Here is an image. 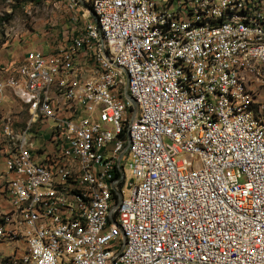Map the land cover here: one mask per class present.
<instances>
[{
    "label": "built area",
    "instance_id": "built-area-1",
    "mask_svg": "<svg viewBox=\"0 0 264 264\" xmlns=\"http://www.w3.org/2000/svg\"><path fill=\"white\" fill-rule=\"evenodd\" d=\"M159 1L84 0L99 40L100 34H107V41H101L102 49L97 50V63L108 65V74L83 70V63L88 60L82 51V37L81 41H74V35H68V26H75V33H79L76 25L63 27L57 43L50 45L47 52L27 49L22 60L11 67V73H18L19 82H24L25 91H42L43 80L57 74L60 98H68V92L77 95L78 118L70 117L66 105L50 107L49 101H45L40 135L32 143L49 144L52 158L39 159L32 152L33 159L61 163L57 150L66 148L69 156L85 161L89 157V138H97V149L102 150L100 174L114 179L115 194L111 222L95 224L82 235L93 242L92 260L84 262L264 264V151L257 148V154H250L245 138H252L253 146H257V135L243 136L235 119L224 118L222 111L224 95H232L236 110L242 111V104H248L234 94L235 86L229 79H222V69L233 63L230 33L239 26L220 23L191 31L193 20L209 15V10L218 9V4H244L264 15V0H211L212 8H204L203 0H172L166 16L176 17V24L187 21V29H162L158 34H150L147 20H141V9H148V2H155L157 8ZM251 26L248 21V27ZM258 27L264 29V24ZM198 33H208V41L210 35L222 33V40L212 52H202L204 44L192 45L198 59L189 61L187 68L194 69L190 90L208 95V102L212 101V93L220 95L218 109L207 112H195L194 103L175 97L172 85L165 82V54L178 55L179 47L190 45V37ZM149 37H156V44H149ZM133 44L144 46L149 62L133 56ZM56 54L78 62L80 75L58 65ZM241 58L248 64L245 77L249 101L256 102L259 112L264 110V52L247 46ZM207 61H215L214 70H205ZM34 64H41L42 72H35ZM112 70H119L123 83L131 84V92L125 95L140 99V106L133 109L126 98L132 127L125 135L124 155L105 164L104 151L109 148L112 130L119 119L111 94ZM76 76H83V83H76ZM67 80H75L74 89L66 88ZM7 82L8 78L0 76V102L6 101ZM23 102L26 111L31 101ZM10 111L7 110L9 118L18 120L17 114ZM203 117L216 121V128L203 126ZM56 125L65 126L66 140H59ZM72 125H79V132H72ZM4 128L0 121V133ZM0 156L4 162L0 210L9 213V208H18L25 197H32L28 210L34 211V220H28L31 228L50 231L54 220L66 225L67 203L52 206L63 174L24 172L20 161L7 160L3 146ZM78 188L76 183L73 199L77 203L81 197ZM130 200H137V209H130ZM92 214L93 209L88 208L85 215ZM7 224L8 220L0 221V235L17 239L5 232ZM119 244L127 247L123 259H115ZM25 246L17 239L16 248L0 254V264L21 263L20 254ZM48 255L49 264H58L59 248L50 242ZM37 257L42 256L33 253L35 261Z\"/></svg>",
    "mask_w": 264,
    "mask_h": 264
},
{
    "label": "bare ground",
    "instance_id": "bare-ground-1",
    "mask_svg": "<svg viewBox=\"0 0 264 264\" xmlns=\"http://www.w3.org/2000/svg\"><path fill=\"white\" fill-rule=\"evenodd\" d=\"M78 1L86 7L84 0H70L73 7ZM69 3V2H68ZM172 5V0H160L159 7L155 8V2H148V9H141V20H147L148 33L158 34L159 30L167 32L185 31L187 21L176 24V17L167 15V8ZM204 8H212L211 0H203ZM92 17V16H91ZM93 19V17H92ZM89 16L82 26L75 27L68 35H74V41H81L82 51L88 63H83L84 71H97L99 74H108L109 66L97 63L102 42L107 41V34H100L93 30L94 21ZM248 21L253 25L248 27ZM236 23L239 27L231 31L229 46L233 53V63H227V69H222V79H229L234 87V94L241 96L242 111L236 110L232 104V95L222 97V111L224 118L235 119L238 131L243 136L257 135V146H253L252 138H245V145L250 146V154H257V148L264 151V110H259L255 101H249V90L247 89V61L242 60L246 54L247 46L251 50L264 52V29L259 28L264 24V15L259 10L250 9L244 4L226 5L218 4V9L209 10V15H201L193 20L191 31H199L207 26ZM222 40V33L209 36L208 33H198L190 37V45L180 46L178 55L174 53L165 54L166 74L165 82L172 85L173 95L180 98L182 102L194 103L195 112H207L217 110L220 103L219 93H212V101L208 102V95H200L199 91H192L189 87L190 79L194 77V69H187L189 61H197L198 52H192V45H202V52H212L215 44ZM206 43V44H205ZM149 44H156V37H149ZM190 52V53H189ZM133 56L140 58L141 62H149V54H144L142 44H133ZM56 62L60 66H67L73 75H80L78 62L68 60V56L56 54ZM92 63V64H90ZM215 61L205 62V70H214ZM35 72H42L41 64H34ZM7 92L14 94L27 103L29 117L24 120L23 126L5 129L4 136L7 148L4 151L7 160L19 162L24 172L42 174L62 173L60 185L55 189L52 197V206H60L67 203L69 210V221L62 226L61 220L50 223V231L34 230L28 220H34V211H28L32 204V197H25L18 203V208H9V213L0 210V221H7L5 232L15 235L22 244H26L24 252L20 254L21 263L17 264H49L48 255L49 242L59 248L58 264H95V262H84L92 260L93 242L82 238L83 233L95 224H109L111 222V207L113 194H115L114 179L102 177L100 174V159L102 150L98 148L97 138H89V157L83 161L67 154L66 148L57 150V158L62 162L52 164L47 160L39 162L33 159L32 152L39 159H51L52 150L49 144L33 142L37 139L43 116L46 115L45 101H49L50 107L66 105L71 118L79 117V107L75 92H68V98H60V81L57 74H50L49 80H43L42 91H25L24 82H19L18 73L8 75ZM76 83H83V76H76ZM67 89L75 88V80L66 81ZM125 92H131V84H124L119 78V70L111 71V94L113 104L119 115L118 121L112 130L109 148L104 151V163L112 164L115 159L124 155L125 135L132 127V116ZM136 106H140V99H134ZM24 103V102H23ZM248 116V120H247ZM203 126L216 128V121L210 117H203ZM72 132H79V125H72ZM56 133L59 140L67 139V131L64 125H56ZM76 183H79L77 203L73 199L76 191ZM107 187V192H106ZM93 209L92 215H85L87 209ZM130 209H137V200H130ZM17 239H9V235H0V242H11V248L17 247ZM42 242V244H40ZM42 257L33 258V253ZM127 254L126 244H119L115 251V259H123ZM97 264H107L105 261H97Z\"/></svg>",
    "mask_w": 264,
    "mask_h": 264
},
{
    "label": "rangeland",
    "instance_id": "rangeland-1",
    "mask_svg": "<svg viewBox=\"0 0 264 264\" xmlns=\"http://www.w3.org/2000/svg\"><path fill=\"white\" fill-rule=\"evenodd\" d=\"M84 9L86 7L79 1L73 7L70 0H0V55L16 56L30 48L47 52L50 45L57 43L61 29L66 25H74L75 18L79 22L77 26H82L88 16L92 19ZM73 27L75 26H68V34ZM14 97L12 106L2 104L6 105L4 111L15 112L13 110L19 109L20 103L24 106L19 98ZM27 113L29 117L28 106ZM42 122L40 120L41 125ZM126 193L127 190H124V195ZM1 248L5 252L9 251L7 246L0 245Z\"/></svg>",
    "mask_w": 264,
    "mask_h": 264
},
{
    "label": "crops",
    "instance_id": "crops-1",
    "mask_svg": "<svg viewBox=\"0 0 264 264\" xmlns=\"http://www.w3.org/2000/svg\"><path fill=\"white\" fill-rule=\"evenodd\" d=\"M24 53H25V51H21L20 53L16 54V56H12V55L11 56H4V54L0 55V76L6 77L8 75L14 74V73H11V67L16 65L17 63H19L22 60ZM14 98L15 97L10 92H7L6 101L0 102V121L3 122V127H5L4 130L7 128L12 129V128H17V127L23 126L24 122H26V121L22 122V119H24L25 115H26V118L24 120H26L28 117L27 109L25 111L23 104H21L17 100L20 103V108L17 110L14 109L13 111H15V113L17 114L18 120H17V118H9L7 111H4L5 110L4 108H6V105L4 104V106H3L2 104L8 103L12 106V100ZM11 106H10V108H11ZM0 146H3L4 151L7 148V141H6V138L4 136V131H3V133H0ZM3 170H4V162H3L2 157L0 156V174L2 173ZM7 244H9V245H7ZM0 245L3 247L7 246V249H8V248H11L12 243L11 242H6V243L2 242V243H0ZM1 253H6V252L4 251V249L1 248L0 254Z\"/></svg>",
    "mask_w": 264,
    "mask_h": 264
},
{
    "label": "water",
    "instance_id": "water-1",
    "mask_svg": "<svg viewBox=\"0 0 264 264\" xmlns=\"http://www.w3.org/2000/svg\"><path fill=\"white\" fill-rule=\"evenodd\" d=\"M92 15H93V13H92ZM126 98H127V99L129 100V102L131 103L132 108L135 109L136 104H135V100H134V98L131 97V96L128 95V94H126Z\"/></svg>",
    "mask_w": 264,
    "mask_h": 264
}]
</instances>
